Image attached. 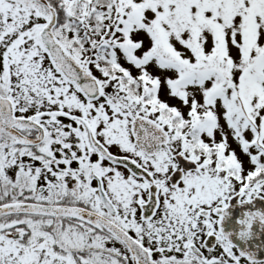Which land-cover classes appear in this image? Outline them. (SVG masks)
Here are the masks:
<instances>
[{
	"label": "snow or ice",
	"instance_id": "obj_1",
	"mask_svg": "<svg viewBox=\"0 0 264 264\" xmlns=\"http://www.w3.org/2000/svg\"><path fill=\"white\" fill-rule=\"evenodd\" d=\"M0 264H264V0H0Z\"/></svg>",
	"mask_w": 264,
	"mask_h": 264
}]
</instances>
